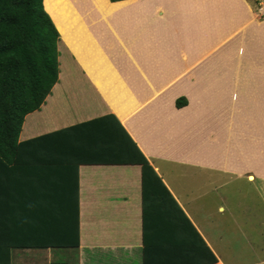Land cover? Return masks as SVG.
<instances>
[{
  "label": "crops",
  "instance_id": "0c3cea01",
  "mask_svg": "<svg viewBox=\"0 0 264 264\" xmlns=\"http://www.w3.org/2000/svg\"><path fill=\"white\" fill-rule=\"evenodd\" d=\"M64 2L53 0L52 6L63 14ZM100 2L88 3L89 22H83L84 11L68 24L61 16L55 19L85 72L79 67L80 78L66 85L59 76L41 110L26 117L20 151L12 159L20 163L19 172L36 173L34 187L47 199L39 212L65 215L67 224L69 208L75 213L69 195H63L68 174L61 159L66 154L49 150L61 148L59 143L26 142L112 114L217 264H231L222 246L223 226L213 222L207 235L196 218L197 206L205 183L217 191L235 178L264 188V125L252 126V108H264V23L237 0ZM97 31L104 36L98 39ZM72 83L86 87L68 88ZM178 100L186 105L177 108ZM253 133L254 145L247 147ZM54 161L61 166L52 167ZM78 180L79 248L11 249V264H51L59 256L67 264H201L203 251L195 237L172 238L161 230L145 245L141 166L83 164ZM220 180L223 187H218ZM217 211L213 217L229 213L223 205ZM180 228L191 231L185 222ZM42 234L39 241L45 243L50 236L47 230ZM58 237L49 241L58 242Z\"/></svg>",
  "mask_w": 264,
  "mask_h": 264
},
{
  "label": "trees",
  "instance_id": "16d2710c",
  "mask_svg": "<svg viewBox=\"0 0 264 264\" xmlns=\"http://www.w3.org/2000/svg\"><path fill=\"white\" fill-rule=\"evenodd\" d=\"M60 52L63 57L59 62ZM71 57L85 72L61 38L44 0H0V264H11V249L79 248L78 167L83 164L141 166L145 245L149 237H156L154 233L161 230L171 233L172 238L185 237L189 240L195 237L198 248L200 245L203 251L201 264H217L216 257L149 161L112 114L26 142L59 143L61 148L49 150L66 154L61 159L65 169L63 173L67 171L68 174L66 194L63 195H69L75 214L71 215L72 208H69L71 213L66 224L65 215L39 212L47 199L41 196V188L34 187L36 173L27 175L26 172H19L20 163L12 159V153L20 151L18 142L26 117L41 110L59 83L60 63L62 81L67 84ZM185 105V100L177 101V108ZM67 108L71 110L72 104H67ZM59 162L54 161L51 166H61ZM36 164L31 163L30 166H38ZM27 184L31 186L28 190ZM184 222L190 227V232L180 228ZM50 226L53 228L49 229ZM171 226H175L177 231ZM45 230L50 236L46 240L57 234L58 242L39 241Z\"/></svg>",
  "mask_w": 264,
  "mask_h": 264
},
{
  "label": "rangeland",
  "instance_id": "374dc122",
  "mask_svg": "<svg viewBox=\"0 0 264 264\" xmlns=\"http://www.w3.org/2000/svg\"><path fill=\"white\" fill-rule=\"evenodd\" d=\"M62 4L64 13L57 10L52 6L53 0H44L45 8L50 14L52 20L55 22L56 18H62V22L68 24L69 19L75 16L77 12H83V22H89V18L92 16V10L89 9L88 3L94 0H64ZM99 4H103L104 0ZM239 3L244 1L250 8L252 13L260 23H264V0H237ZM88 6V7H87ZM60 8V5H58ZM97 8V7H96ZM95 8V9H96ZM239 8V7H237ZM115 11V9H113ZM111 10L109 13H113ZM240 11V10H238ZM241 13V12H240ZM62 14V15H61ZM79 26L80 23H73ZM89 24V23H88ZM81 25V24H80ZM98 25L94 26V29ZM88 28V27H86ZM97 38L100 39L102 34L96 33ZM91 39H95L92 33L89 32ZM61 41L59 42V47ZM58 47V48H59ZM60 59L63 57L60 53ZM69 74L67 83L75 78H80L82 72L79 66L75 63L73 57L69 58ZM60 75H61V63H60ZM75 79L74 81H76ZM83 84V83H82ZM81 83L69 84L68 88H77L82 90L86 85ZM88 90V88H86ZM88 93V91H86ZM73 102V101H72ZM253 122L252 126L257 125L260 129L261 125H264V108L256 105L252 108ZM254 123V124H253ZM254 128V127H253ZM252 128V131H253ZM259 136V135H258ZM255 139V134H251L247 138L245 145L247 147L253 146L251 140ZM250 151V150H247ZM226 187L216 191V186H212L205 183L204 197L200 200L201 206L198 207L197 216L200 227L203 228L204 232L211 237L212 223L218 222L224 228V242L222 246L228 251V255L232 257L231 264H264V188H258L253 184H249L247 180H237L230 178L226 180ZM222 182L218 184V187H223ZM223 205L226 207V215H216L213 217V213H217V207ZM230 214V216H229ZM225 245V246H224ZM54 260L59 262L63 261L61 256L55 257ZM259 260V261H257ZM262 262V263H261ZM26 264H39V263H26Z\"/></svg>",
  "mask_w": 264,
  "mask_h": 264
}]
</instances>
